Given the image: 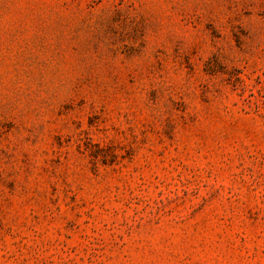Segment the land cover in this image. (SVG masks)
<instances>
[{
    "label": "rangeland",
    "instance_id": "rangeland-1",
    "mask_svg": "<svg viewBox=\"0 0 264 264\" xmlns=\"http://www.w3.org/2000/svg\"><path fill=\"white\" fill-rule=\"evenodd\" d=\"M0 264H264V0H0Z\"/></svg>",
    "mask_w": 264,
    "mask_h": 264
}]
</instances>
